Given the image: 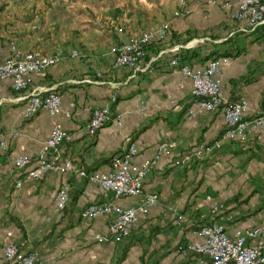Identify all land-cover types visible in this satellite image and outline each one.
<instances>
[{"label":"crops","instance_id":"0c3cea01","mask_svg":"<svg viewBox=\"0 0 264 264\" xmlns=\"http://www.w3.org/2000/svg\"><path fill=\"white\" fill-rule=\"evenodd\" d=\"M14 1L0 0V63L11 56L12 44L22 52L59 51L64 58L30 74V84L22 91L13 88L12 79H0V131L8 141L7 150L0 147V264H13L4 257L9 241L25 252H39L43 264H204L195 252L179 251L180 246L201 242L195 231L225 223L234 235L264 223V143L257 137L226 141L202 157L176 163L200 145L213 144L226 130L221 110L197 112L192 81L170 65L176 47L190 51L193 67L200 68L216 59L209 55L219 47L232 53L218 57L230 61L218 74L225 98L245 100L250 115L264 110V25L242 31L233 17L238 0H220L229 3L226 8L203 0L190 2L172 25L174 45L151 46L144 61L147 67L136 73L131 67H115V54L108 48L155 27L164 14L153 23L139 17L132 5L82 6L74 11L68 0ZM93 12L96 21L88 19ZM119 26L129 32L127 38L115 33ZM74 30L82 38L75 40ZM187 38L190 41L184 43ZM74 49H79V56H71ZM35 89L62 96L58 120L71 140L61 145V157L88 173L109 171L111 157L128 148V139L139 149L136 164L151 160L165 141L175 147L160 157L144 180L142 194L135 197L116 198L76 172L31 178L53 127L47 110L32 117L24 114ZM113 96L114 121L91 136L87 125L94 109ZM22 155L33 162L17 169L13 157ZM64 180L70 184V200L64 210H57L55 198ZM151 194L158 195L157 203L121 242L96 239L106 232L108 218L83 216L93 203L131 207ZM214 206L220 207L216 213Z\"/></svg>","mask_w":264,"mask_h":264},{"label":"built area","instance_id":"2783aa9c","mask_svg":"<svg viewBox=\"0 0 264 264\" xmlns=\"http://www.w3.org/2000/svg\"><path fill=\"white\" fill-rule=\"evenodd\" d=\"M203 1L220 5L222 8L229 5L220 0ZM186 2L188 0H181L182 5ZM233 17L241 23L242 31L256 30L264 25V0H238ZM170 31L171 24L167 22L146 30L138 36H130L124 44L112 48V53L115 54L114 66L117 68L131 67L135 73L145 70L147 65L144 61L147 57L148 46L166 40ZM178 50V47L174 49L176 53L179 52ZM76 54L75 52L74 55ZM59 61L57 56H45L38 51L22 52L15 44H12L11 56L0 63V79H12L13 88L16 91H22L30 84V74L41 73L58 64ZM229 63V59L225 57L216 58L206 67L200 68L181 64L177 54L171 59L170 65L192 81L191 93L197 112L221 110L226 124V130L220 139L213 144L200 145L193 154L177 160V164L191 160L192 156L202 157L226 141L246 142L252 137H257L260 142L264 143V110L257 116L250 115L245 100L231 102L223 94L218 74ZM114 102H116L115 96L109 103L94 109L87 125V131L91 136L96 135L107 123L114 121L111 107ZM62 103V96L54 90L35 89L28 95V102L24 108L26 117H32L44 109L53 119L51 133L38 153L35 166L29 173L30 177L39 179L49 173L68 175L76 172L90 183L98 185L104 192L113 193L116 198L141 195L145 178L153 170L160 157L175 147V143L171 141L161 143L151 160L136 164L133 159L139 153V149L134 141L128 139V148L123 153L111 157L109 171L88 173L78 168L71 159L61 157V145L71 140V135L58 120L62 113ZM195 113L193 110L189 111L190 115H195ZM65 116L70 117L71 112L66 111ZM120 123V120H117V124L120 125ZM0 147L3 150L8 149V141L1 131ZM32 162L33 159L29 155L13 157V163L17 169H24ZM21 187L22 184L19 183L18 189ZM69 200L70 184L64 180L55 198L56 209L64 210ZM157 201L158 195L151 194L146 197L143 204L131 207H122L111 202L93 203L84 210L83 216L108 218L106 232L98 234L96 239L101 242H121L130 235L140 217L148 214L149 209ZM219 209V206H214L212 211L216 213ZM229 230L230 226L225 223L204 226L195 231L200 236L201 242L180 246L179 251L183 255L195 252L204 264H264V223L245 231L237 230L234 235H230ZM4 257L13 264H43L39 252H25L13 241L6 243Z\"/></svg>","mask_w":264,"mask_h":264},{"label":"rangeland","instance_id":"374dc122","mask_svg":"<svg viewBox=\"0 0 264 264\" xmlns=\"http://www.w3.org/2000/svg\"><path fill=\"white\" fill-rule=\"evenodd\" d=\"M1 1H3V0H1ZM9 1L11 2L14 0H9ZM192 1L193 0H188V2H186L185 5H182L181 0H68V3L72 4L74 11L76 9L83 8L82 6H90V8H93V7L96 8V7H100L103 5H111L113 3H119L123 6L132 5V8H137L136 10L138 12H140V14H138L139 17L145 18L146 19L145 22L150 21L153 23H154L155 19L159 18L161 13H162V14H164V18L161 21H158L159 23L156 24L155 27H158L159 25H161L163 23L170 22L171 31H170L168 37L166 38V40H164L163 42L158 43V44H153L152 46H163L166 48L168 46L172 47L174 45L172 43V32H173L172 25L175 21V18L178 17V15L181 13L182 9L185 8ZM17 3L18 2L14 1V4H17ZM157 16H159V17H157ZM96 17L97 16L95 15L94 12L90 13V15H88V19H90V20L96 21L97 20ZM153 23H149V25L153 24ZM146 26L148 27V25H146ZM147 27H144V28H147ZM155 27H153V28H155ZM84 31L85 30H83V32ZM114 31H116L115 33L118 34L122 39L127 38L128 34H129V32H127V30L124 29V27H122V26L117 27ZM85 33H86V31H85ZM89 34H90V36H92L91 38H96V36L93 37V33L89 32ZM140 34H132V35L138 36ZM80 36H83L80 34V31H76V30L73 31V37L75 40L82 38ZM113 47L111 46V48L110 47L108 48L110 50V52H112ZM32 51H38L45 56H51V55L57 56L60 59L59 62H61V60H63V58H64L59 51L56 53H47V54H45L39 50H32ZM75 52L77 53L76 55H74ZM147 52H148V48H147ZM79 55H80L79 49H74L71 51V56L77 57Z\"/></svg>","mask_w":264,"mask_h":264},{"label":"trees","instance_id":"16d2710c","mask_svg":"<svg viewBox=\"0 0 264 264\" xmlns=\"http://www.w3.org/2000/svg\"><path fill=\"white\" fill-rule=\"evenodd\" d=\"M258 29V28H257ZM256 29V30H257ZM255 31V30H254ZM231 39H229L228 41H230ZM188 41H190V38H187L184 40V43H188ZM152 45L148 46V49L151 47ZM224 46V45H223ZM220 47L218 48V50H216L215 52H212L209 57H215V58H218L220 56H228V55H231L232 53H228V51L226 52V49L224 50V52H221L220 51ZM189 53L190 51H186L183 52L181 49L180 51L177 53V55L180 57V61H181V64H187V65H190V66H193L192 62H191V59L192 57H189Z\"/></svg>","mask_w":264,"mask_h":264}]
</instances>
